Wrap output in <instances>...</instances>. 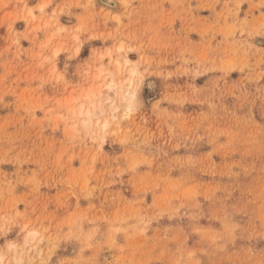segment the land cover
I'll return each mask as SVG.
<instances>
[{
  "label": "rangeland",
  "instance_id": "374dc122",
  "mask_svg": "<svg viewBox=\"0 0 264 264\" xmlns=\"http://www.w3.org/2000/svg\"><path fill=\"white\" fill-rule=\"evenodd\" d=\"M0 264H264V0H0Z\"/></svg>",
  "mask_w": 264,
  "mask_h": 264
},
{
  "label": "bare ground",
  "instance_id": "6f19581e",
  "mask_svg": "<svg viewBox=\"0 0 264 264\" xmlns=\"http://www.w3.org/2000/svg\"><path fill=\"white\" fill-rule=\"evenodd\" d=\"M44 6L43 5H41V8H43ZM30 14H32V11L30 12ZM120 48V47H119ZM76 51H77V49H76ZM58 53H59V50H55L54 51V54L55 55H58ZM118 69H120V67H118ZM130 84H131V82L129 81L128 82V84H127V86H128V88L123 92V95H122V100H121V103H120V105H122V106H124V109L123 110H128L129 108H133L134 107V100H135V90L134 89H130ZM124 85V84H123ZM107 88L108 89H110V91H108L105 95L103 94V92L101 91V90H99L98 91V93H99V100L100 101H103V100H105V102L103 103V104H105V106H106V104H107V102L109 101V102H111L112 101V99H110V97L111 96H118L117 95V90L118 89H120V88H113L111 85H107ZM92 95V92H89V93H87L86 94V96L87 97H90ZM114 101V100H113ZM137 103H139V102H137ZM102 106V105H101ZM103 107V106H102ZM135 108V107H134ZM112 109V108H111ZM116 109V108H115ZM78 112H82V109L81 108H79L78 109ZM99 112H103L102 114H105V112H104V110H100V108H99V110H98V112L97 113H99ZM86 113H89V110H87L86 111ZM116 116H118V112H117V110H112V112H111V117H116ZM109 123V120L108 119H104L103 120V122L101 123L102 125H101V127L103 128V127H106L107 126V124ZM31 241H33V234H28L27 235V238H26V240H25V243L26 244H30L31 243ZM14 245V244H13ZM17 249V248H16ZM29 249V248H28ZM21 251V250H20ZM21 253V252H20ZM23 253V252H22ZM18 256H19V254H18ZM33 256H34V254H33ZM20 258V257H19ZM16 259H18V258H16ZM29 259H30V257H29ZM32 259V258H31ZM21 260V259H20Z\"/></svg>",
  "mask_w": 264,
  "mask_h": 264
}]
</instances>
